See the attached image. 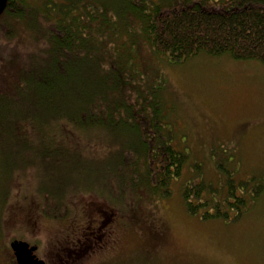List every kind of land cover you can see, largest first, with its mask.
Segmentation results:
<instances>
[{
	"label": "trees",
	"instance_id": "obj_1",
	"mask_svg": "<svg viewBox=\"0 0 264 264\" xmlns=\"http://www.w3.org/2000/svg\"><path fill=\"white\" fill-rule=\"evenodd\" d=\"M0 31L8 43L0 63L9 71L0 84V227L15 179L29 170L52 171L59 181L67 174L53 169L78 163L94 175L84 189L35 191V208L44 205L60 225L76 221L69 194H95L116 214H127L139 195L169 196L188 151L177 144L175 107L140 66L142 49L170 63L204 53L264 65V0H7ZM24 40L32 48L21 53ZM93 141L107 152L87 154ZM198 170L181 188L190 214L238 217L260 193L256 178L226 176L217 189Z\"/></svg>",
	"mask_w": 264,
	"mask_h": 264
},
{
	"label": "rangeland",
	"instance_id": "obj_2",
	"mask_svg": "<svg viewBox=\"0 0 264 264\" xmlns=\"http://www.w3.org/2000/svg\"><path fill=\"white\" fill-rule=\"evenodd\" d=\"M3 38L0 31V54L8 47ZM31 48L24 40L20 52ZM140 62L154 80L149 82L157 83L154 90L175 107L171 116L177 144L184 143L188 151L169 196L139 195L127 214H116L95 194H69L65 205L76 217L73 224L96 216L97 223L108 227H63L47 216L44 205L35 208L41 203L35 191L50 187L62 192L75 183L84 189L94 184V175L86 166L78 170V163L53 169L67 174L59 181L52 171L36 178L29 170L15 179L1 219L0 264H15L9 247L13 240L35 245L36 256L46 264H264V65L204 53L170 63L145 48ZM8 72L0 63V84ZM86 147L94 157L107 152L96 141ZM197 165L202 180L217 189L226 188V176L235 182L256 178L260 193L238 217L235 212L227 219H204L202 208L190 214L181 188ZM95 168L99 174L103 165Z\"/></svg>",
	"mask_w": 264,
	"mask_h": 264
},
{
	"label": "water",
	"instance_id": "obj_3",
	"mask_svg": "<svg viewBox=\"0 0 264 264\" xmlns=\"http://www.w3.org/2000/svg\"><path fill=\"white\" fill-rule=\"evenodd\" d=\"M6 2L7 0H0V14L3 12ZM9 247L17 264H45L43 260L36 256L37 247L35 245H30L23 240H13L10 242Z\"/></svg>",
	"mask_w": 264,
	"mask_h": 264
},
{
	"label": "flooded vegetation",
	"instance_id": "obj_4",
	"mask_svg": "<svg viewBox=\"0 0 264 264\" xmlns=\"http://www.w3.org/2000/svg\"><path fill=\"white\" fill-rule=\"evenodd\" d=\"M98 212H100V211H98ZM91 220L92 221H90V222L88 221L87 223H84V224H80V223L73 224V222H72V223L65 224V225H60V226H63V227H89V228L90 227H103V226L104 227H108L107 224L106 225H103V224L97 223L98 218H96V216L92 217ZM106 222H107V220H106ZM35 253H36V251H35ZM14 261H15V258H14ZM15 264H17L16 261H15Z\"/></svg>",
	"mask_w": 264,
	"mask_h": 264
}]
</instances>
